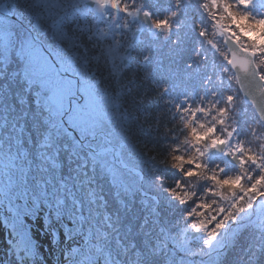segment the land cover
I'll return each instance as SVG.
<instances>
[{
	"label": "trees",
	"instance_id": "obj_1",
	"mask_svg": "<svg viewBox=\"0 0 264 264\" xmlns=\"http://www.w3.org/2000/svg\"><path fill=\"white\" fill-rule=\"evenodd\" d=\"M143 2L122 0L130 8ZM148 2L159 10V5L171 0ZM78 4V0H7L6 11L15 18L0 11V237L4 236L11 251L22 248L34 253L37 260L46 257L52 264H106L108 253L114 258L113 264L117 259L119 264H132L135 251L144 247L145 232L153 225H143L149 210L140 203V191L134 198L125 197L126 206L119 203L121 182L147 192L146 198H150L158 191L149 172L151 167H158L165 176V189L188 178L179 169L162 163L167 142L148 130L143 115L148 106L135 103V87L132 92L119 89L102 55L101 42L95 37L89 39L97 22L103 27L118 10L111 6L104 15ZM124 15L119 12V16ZM159 18L161 14L153 17ZM223 23L228 25L230 21L225 19ZM241 24L246 30H255L243 21ZM201 40L202 51L210 62L220 65L230 58L218 28L209 25L206 37L193 36L189 48H200ZM246 40L241 36L242 43ZM29 41L48 56L42 41L56 60L79 78L83 93L79 105L85 120L109 134L124 161L142 170L143 182L139 174L117 164L110 151L97 152L87 147L62 120L59 91L47 83L49 71L39 53L29 52ZM209 41L219 49L215 56L214 50H209ZM225 76V87L230 89L227 94L237 96V103L244 102L252 115L255 110L244 100L233 69ZM197 119L211 121V117L199 114ZM122 128L126 129L125 134ZM87 143L97 150L107 145L101 136L92 137ZM225 160L216 156L210 166L224 167ZM232 170L227 168L225 174ZM208 183L202 181L195 188H187L197 193L187 204H179L174 198L173 203L166 202L161 209V222L174 231L194 229L191 223L201 218L207 223L213 213L199 208L198 212H205L204 217L195 213L193 218L187 217L185 213L195 207ZM160 195L164 199V193ZM221 203L227 208L228 201ZM106 214L112 227L105 222ZM213 225L214 222L209 223V229ZM105 231L109 235L102 239ZM203 235L201 232L196 237ZM250 242H256L253 233L247 234L241 248L233 253V264H248L249 253L245 249Z\"/></svg>",
	"mask_w": 264,
	"mask_h": 264
},
{
	"label": "snow or ice",
	"instance_id": "obj_2",
	"mask_svg": "<svg viewBox=\"0 0 264 264\" xmlns=\"http://www.w3.org/2000/svg\"><path fill=\"white\" fill-rule=\"evenodd\" d=\"M95 2L97 12L107 15L104 8L108 4L118 12L103 27L97 22L89 39L101 42L102 55L119 89L132 92L135 87V103L148 106L143 113L148 130L167 142L162 163L188 178L165 189V176L158 167H151L158 191L150 198L147 192L121 182L119 203L126 206L125 197L134 198L140 191V203L149 210L143 225H153L145 232L144 247L135 251L132 264H233V253L249 233L256 242L245 249L248 264H264V103L256 99V93L264 99V0H171L159 5V10L148 0L131 8L122 0ZM158 14L161 18L153 19ZM225 19L230 24H224ZM241 21L255 30H246ZM209 25L219 29L229 48L233 41L238 46L231 59L224 61L228 67L209 61L202 51L203 40L200 48H189L193 36H207ZM241 36L247 38L243 43ZM209 45L215 56L219 49L211 41ZM231 68L236 69L237 79L242 73L255 90L245 92L255 108L250 116L244 102L238 104L237 96L227 94L225 74ZM197 114L211 121L201 122ZM121 131L126 133L124 128ZM217 153L226 158L224 167L210 166ZM229 167L233 170L225 174ZM238 169L242 171L234 174ZM202 181L209 183L185 215L204 217L205 212L197 208L213 213L207 223L203 218L191 223V228L204 235L189 237L186 228L174 231L165 226L160 220L165 203H173V198L179 204L193 201L197 193L186 189ZM221 200L228 201L227 208ZM105 222L112 227L107 214ZM108 235L105 231L101 238ZM132 247H136L134 242ZM113 259L108 253L106 264H113Z\"/></svg>",
	"mask_w": 264,
	"mask_h": 264
},
{
	"label": "water",
	"instance_id": "obj_3",
	"mask_svg": "<svg viewBox=\"0 0 264 264\" xmlns=\"http://www.w3.org/2000/svg\"><path fill=\"white\" fill-rule=\"evenodd\" d=\"M88 4H91V5H94L95 4V2L93 1V0H87L86 1ZM5 5V2H4V4H3V6ZM2 10H3V8H2ZM227 45V44H226ZM228 49H229V52H230V56H231V52L232 51H236V50H238V46L237 45H235V42L233 41V43H232V46H231V48H229L228 47ZM231 59V58H230ZM235 70V72H236V69H234ZM63 73V71L61 70V74ZM240 75V78L238 79V82H239V86H240V89H241V91H242V93H243V95H244V97H245V92H246V90H249V89H252V86L249 84V82L247 81V80H245L244 78H243V74L241 73V74H239ZM253 91H255L254 89H252ZM245 99H246V97H245ZM256 99L258 100V102L259 103H264V99H261V97L259 96V94L258 93H256ZM246 101H247V99H246ZM109 148H111L113 151H114V154H116V148L113 146V145H110L109 146ZM218 154V153H217ZM133 170H139V169H137V168H135V167H131ZM142 176V175H141ZM190 233H191V235L192 236H195V235H197L199 232L198 231H190Z\"/></svg>",
	"mask_w": 264,
	"mask_h": 264
},
{
	"label": "rangeland",
	"instance_id": "obj_4",
	"mask_svg": "<svg viewBox=\"0 0 264 264\" xmlns=\"http://www.w3.org/2000/svg\"><path fill=\"white\" fill-rule=\"evenodd\" d=\"M83 1L84 0H82V2ZM28 43H29V46H28L29 52L32 54L39 53V56L41 57L42 64L45 65L46 69L49 71L48 81H51L53 79L54 80L58 79V72L56 70V67L53 65V63L51 64L49 62L48 57L44 54V52H42L38 46L32 44L31 41H29ZM64 84H67V81H62V88H63ZM84 129H85V127H82V130H84Z\"/></svg>",
	"mask_w": 264,
	"mask_h": 264
}]
</instances>
